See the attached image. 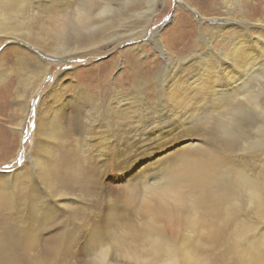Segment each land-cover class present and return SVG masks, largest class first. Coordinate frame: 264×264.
<instances>
[{
    "label": "bare ground",
    "instance_id": "1",
    "mask_svg": "<svg viewBox=\"0 0 264 264\" xmlns=\"http://www.w3.org/2000/svg\"><path fill=\"white\" fill-rule=\"evenodd\" d=\"M179 1L183 3L177 6V16L180 14L186 15V23L180 21L181 24L179 25L180 29L186 26L182 31V33H184L183 36L179 37L181 39L179 41L183 45V47L181 46V48H179V51L188 48L192 44L193 40L192 42L191 39L185 40L188 34H196L197 43H199V45L202 44L203 47L201 45L202 48L193 50L187 56L184 55L171 58L168 55L169 49L167 45L161 38L159 39V32L153 36L152 39L155 41L157 50L163 54L165 60V63L161 65L157 73H155V83L157 86L160 85L161 87L156 88L158 96L153 107L148 104L145 98L139 97L136 114L132 115V112L129 115L130 111L128 108L123 107V102L128 99H125L126 96L123 95L115 97V99H113L115 105L112 106V104H110L106 106L104 111L96 109L90 95L84 96L85 100H83L82 103L72 105L71 101H73L74 97H64V92L67 90L66 86L68 85V83L63 80L64 75H61L55 80L51 91V105L47 106L46 110L42 113L38 112L36 117V130L38 136L35 147L38 148V151L36 153L33 152L34 154L31 156V164L33 167L30 171L31 176L29 182V189L33 198L42 199L45 205H47V201L53 200H56V202L60 204L63 203V205H66L67 202L70 201L69 196L66 197V192L63 191L61 185L63 183L60 182V180L63 181L64 178L60 173V175L58 174L60 168L55 170L53 164L57 161L54 157L60 154L58 147L65 143L63 140L69 134L70 127L67 121L71 119L74 121L73 129L75 131L84 130L86 128L85 134L87 137H90L86 138L82 147L78 149L80 150L78 153L79 155L84 154L83 159L86 157L88 161L87 164L93 166L90 167L91 170L93 168H97L98 170L104 167V162L107 161L112 160L111 162H118L119 159V161L122 162L128 156H134L141 148L148 147L147 143H149L148 141L151 137L159 136L161 138L160 140H164L163 145H161L158 152H156V154L159 153L162 155L157 159L156 163L158 164L159 162V166H161L162 163L171 165L186 162L182 167V171L184 172L182 175L183 179L181 180L180 177L179 180L170 181L169 187L167 186L168 188L165 190L164 194L170 196L174 202L168 204L166 202L158 203L156 201L157 204L150 199L146 200V198V201L143 202V206L149 214H151L153 217L152 219L156 220V223L163 220L166 225H177L182 221V215L179 214L183 208L181 204H186L185 194L187 190L185 192L183 188L186 187L192 191L190 194L193 193V191L200 190L201 184L203 183L204 185V182L207 181H205V175L201 177L203 175L202 173L204 171H206L205 173H211L210 171H213L216 165L219 166L220 164L221 166V162L223 161L220 157L222 154L220 149L213 146L209 148V145H206L204 141L205 139H211V136L207 135V132L202 133V131L195 130L196 125H198L200 121L205 120L204 118H210L212 111H216L218 116H221L223 111L226 112L228 107L234 104L244 91H248L250 106L256 110L255 114L262 118L261 124L259 125L260 128H256L255 130L264 131V101L259 98L261 91L257 94L255 93L256 85L254 86L253 82H257L260 79L264 80V38L256 36L254 33L255 29L264 28V18L260 19V17L257 16L260 15L259 12H250V9L247 10L241 0ZM164 4H168V1L0 0V45L8 39L16 40L13 43V50L2 51L0 59L2 58L3 60L4 57H7L4 59H8L13 56L17 57L20 61V65L16 68L10 66L9 68L3 69L0 65V97L12 89L9 86L12 85L9 78L13 72L19 75L16 76L18 84L15 90L17 92L23 90V93L26 92L28 94L26 102L24 101L21 105L22 116L12 130H14L20 138L23 136L22 129L28 114L30 99L42 86L45 79L49 77L53 66L52 59L68 60L76 56H82L83 52H98L99 46H105V49H111L112 46L114 47L122 40L128 38L137 39L136 36L141 31H145L147 25L151 23L157 12L162 10L161 8ZM223 4L225 7H229L234 11L236 10V5H238L241 8V10H239L241 12V17L235 18V15L234 18L215 16V14L221 11V8L224 6ZM253 6L254 8L260 7L256 2H253ZM183 7L192 10V12L185 13L184 11H180L184 9ZM39 10L41 12H39ZM45 10H47L48 13ZM225 11L227 12V10ZM197 13L200 15H198L199 18L196 17ZM189 16L191 18L195 17L196 19L194 21V30H191V22L188 20ZM206 26L209 27L212 32L211 38L207 35L208 30ZM196 28L197 33L195 31ZM189 36L191 37L194 35ZM172 39H176L175 35ZM212 39L227 42L229 44V49H214L212 46ZM256 39H259L261 44H256ZM136 46L137 49L141 47L140 44ZM128 49L133 50L136 49V47L132 46ZM7 52H12L11 54L9 53L11 56ZM65 71H63V73ZM71 74L72 72L69 71L66 75ZM99 77L106 78V75L100 74ZM165 92L169 94V100L165 97ZM0 103L2 102L0 101ZM116 108L117 110H115ZM115 116L119 117L118 120H120V123L118 125L112 119ZM171 117L174 118L171 119ZM169 118L171 119L170 121H168ZM173 121H177L179 126L175 127L174 124H172ZM206 121L208 122V120ZM166 127L167 130H164ZM181 128L184 129L177 132V129ZM150 131L154 133V136L147 133ZM46 138L54 140L52 141L54 145L53 148L49 146L50 141L48 142L46 140V144L42 143ZM200 138H204V140L200 141ZM167 139L169 140L165 144ZM261 139L264 140V137ZM137 140L140 141V144H137ZM232 145L233 143L228 140L225 147H223L229 150L232 149ZM250 148H255L253 141ZM231 151L234 150L232 149ZM149 156L151 157L152 155L150 154ZM150 157L146 158L144 161L148 160ZM98 161L102 163H98ZM143 162L139 163L137 167ZM69 165L71 166V164ZM159 166H157V168H159ZM88 167L87 169H89ZM63 170L67 176H70L73 170L77 171L80 175L82 173L84 174L79 166L73 167L72 169L70 168V170ZM88 172L92 173L93 170L92 172ZM1 173L2 172H0V174ZM156 173L157 172L153 173L155 174L153 175L154 177L157 175ZM161 173L162 172H160V174ZM3 174L5 175V180H1L0 185L4 183L5 185L0 186V208L5 207L9 203H14L16 185L22 183V178L26 175V171L24 170L20 173L18 179H13L16 175L15 172H5ZM78 177L79 176L73 178L76 182L78 181L80 189L93 195L89 191L94 192V186L96 185H83L80 181L82 178L79 180ZM143 177L142 179H145V177ZM237 177H239L238 182L247 190L246 193L249 195V198L256 200L258 203V213H260V211L264 212V183L262 184L260 180L254 177H247L245 175ZM83 179L87 181L90 180V178L88 180V177H85V175ZM9 180L11 181L10 186L7 187L6 182ZM144 181H146V179ZM144 181L142 184L146 183L147 185L149 182L144 183ZM166 182L168 181L166 180ZM24 183L23 181L22 186ZM146 185H143V187L145 188ZM114 186L116 188L117 183ZM151 187L152 186L149 187V190ZM111 188L114 190V187ZM140 188L137 190L139 191ZM34 191L39 192H35L34 194ZM110 191L112 190L107 189V196L109 197L114 194H109ZM141 191L142 190H140V192ZM140 192H138V194ZM145 192L146 191H144V194ZM198 192L197 196H195L196 193H194V199L198 200V202L205 200L206 210L205 213L200 215V218H195L193 222L195 224H203L207 227L211 239L216 241L219 237L218 234L219 231H221V226L226 225L221 223V225L215 226L213 224L214 222L212 223L211 221V217H215L219 214L221 210L220 202L226 199V193L221 192L217 194L216 199L218 200L220 197L219 202L212 203V201L206 200L203 195L200 194V191ZM192 198L188 203L193 200ZM235 211L236 209H234V207L227 208L229 216L234 215ZM222 213L224 214V212ZM223 218L225 219V217ZM247 226L246 231L248 232L253 226ZM26 231V238L25 236L15 237V234H10L8 232L0 236V258H3L5 255L4 252L2 253L4 246H8L9 249L13 246L15 247V245H19V247L23 245L24 247H28L35 244L36 241H39L40 237L34 221L27 225ZM129 239H132V241L135 240L130 237ZM129 239L126 237L120 239L118 243L114 242L115 246L118 248L127 247L123 252L128 260L135 259L137 261L141 260L145 264L152 262L154 264L157 261L160 262L159 260L161 257L166 256L170 262L174 264L178 259L177 248L174 245H170L169 242L163 244L162 239L152 240L148 251H139L135 245L129 242ZM56 240H58L57 237ZM53 241L55 242L54 239ZM53 241H45L43 248L40 249L42 255L46 254L48 256L51 251L57 249L54 247L56 244ZM109 242L110 241L101 242L100 247L107 246V244L111 243ZM251 244L252 245H248L251 255L244 264H264V234L258 242H252ZM107 254L108 251L99 258L101 264H111L108 262L109 258ZM19 259L16 260L18 261ZM33 264L43 263L37 259Z\"/></svg>",
    "mask_w": 264,
    "mask_h": 264
},
{
    "label": "rangeland",
    "instance_id": "2",
    "mask_svg": "<svg viewBox=\"0 0 264 264\" xmlns=\"http://www.w3.org/2000/svg\"><path fill=\"white\" fill-rule=\"evenodd\" d=\"M167 1L168 4L162 6V10L157 12L151 23L147 25L145 31H141L136 36L137 39L128 38L122 40L114 47L112 46L111 49L99 46L98 52H83L82 56H76L68 60L52 59L53 66L49 77L45 79L42 86L30 99L28 114L22 129L23 136L21 138L12 128L19 122L22 116L21 105L24 101L26 102L28 94L26 92L23 93V90L18 92L15 90L18 84L16 76L19 75L15 72L11 74L9 81L12 85L9 86L12 89L0 97V101L2 102L0 103V172H2L0 174V181L5 180V175L3 174L5 172H15L16 175L13 179H18V175L24 170L26 171V175L22 178L25 182L24 185L22 186L23 181L21 184L18 183L16 185L14 203H9L5 207L0 208V236L8 232L15 234V237L25 236L26 238L27 225L34 221L41 240L39 239L35 244L28 247L15 245L16 249L14 246L10 249L8 246H4L2 253L4 252L5 255L3 258H0V264H33L37 259L42 261L43 264H101L99 258L107 251L108 262L111 264H145L141 260H128L123 252L127 247L118 248L115 246L114 242L118 243L120 239L126 237L128 239L129 237L135 239L134 241L129 239V242L135 245L139 251H148L151 241L155 239H162L163 244L169 242L178 251V259L174 264H244L250 257L251 252L248 249V245H252V242H258L264 234V212L260 211L258 213V203L256 200L249 198V195L246 193L247 190L238 182L239 177L237 176L254 177L260 180L262 184L264 183V140L261 139L264 137V131L255 130L256 128H260L259 125L262 118L255 114L256 110L250 106L248 91H244L240 98L228 107L226 112L223 111L221 116H218L216 111V113L210 111L212 113L210 116L213 118H204L205 120L200 121L196 125L195 130L202 131V133L207 132V135L211 136V139L204 140V138H200V141L204 140L206 145H209V148L212 146L219 148L220 152H222L220 157L223 161L221 162V166L220 164L219 166L216 165V170L210 171L211 173H205L206 171H204L203 175L201 174V177L205 175V181L207 180L204 182V185L203 183L201 184V189L203 186L202 190L198 189L190 194L192 191L186 187L183 188L185 192L187 190L185 194L186 200L184 199L186 204H181L183 208L179 214L182 215V221L177 225H166L163 220L156 223V220L152 219L151 214L143 206V202L149 199L158 203L166 202L169 204L174 202L170 196L164 194L165 190L169 187L170 181L179 180L180 177L181 180L183 179L182 175L184 172L182 171V167L186 162L171 165L162 163L161 166H159V162L158 164L156 163L157 159L162 156L159 153L156 154V152H158V149L164 142V140H160L159 136H156L157 138L151 137L148 141L149 143H147L148 147L141 148L134 156L130 155L122 162L119 159L118 162H111L112 160L104 162V167L98 170L97 168H93L92 172L90 167L93 166L87 164L86 157L83 159L84 154L79 155L78 153L80 152L78 149L82 147L86 138L90 137H87L85 134L86 128L75 131L73 129L74 121L69 119L67 121L70 127L69 134L63 140L65 143L58 147L60 154L54 157L57 161L53 165L55 166V170L60 168L58 174L60 173L64 177L63 181L60 180V182L63 183L61 184L63 191L66 192V197L69 196L70 201L67 199L69 202L63 205V203L60 204L56 200H53L49 201L51 203L47 201V205H45L42 199L33 198L30 193V171L33 167L31 156L38 151V148L35 147L38 136L36 117L38 112L42 113L46 110L47 106L51 105L52 86L58 77L64 75L63 80L68 83L64 97H74L76 102L73 99L71 101L72 105L82 103L85 100L84 96L90 95L96 109L104 111L106 106L110 104L112 106L115 105L113 103L115 97L123 95L126 96L125 99H128L125 100L126 102H123V107L128 108L130 111L129 115L132 112V115H135L139 97L145 98L148 104L153 107L158 96L156 88L161 87L155 83V73L165 63V60L163 54L157 50L155 41L152 39L153 36L159 32V39L161 38L167 45L169 49L168 55L171 58L187 56L193 50L203 47L201 43L202 47L197 43L196 34H188L185 40L191 39V42L193 40L192 44L188 48L179 51V48L183 47L179 41L181 40L179 37L183 36L184 33L182 31L186 27L183 26L180 29L179 25L181 22L186 23V15L180 14L177 16V6L183 2L179 0ZM241 1L247 10L259 12L260 15L257 16L260 19L264 18V0ZM253 2H256L260 7L254 8ZM189 10L188 8H184L180 11H184L185 13L192 12V10ZM239 10L241 8L238 5H236L235 11L224 5L215 16L226 18H234L236 16L235 18H240L241 12ZM45 11L48 13L47 10ZM39 12L41 11L39 10ZM198 15L197 13L196 17L199 18L200 15ZM188 18L189 22H191V30H194V21L196 19L190 16ZM206 29L208 30L207 35L211 38V30L207 26ZM195 31L197 33V28ZM254 33L256 36L264 38V28L255 29ZM174 35L176 39H172ZM189 35L194 36H191V38ZM15 41V39H8L2 43L0 45V54L4 50L12 51ZM259 41V39H256L255 43L261 44ZM137 44L141 45L140 49H137ZM132 46L136 47V49H128ZM212 46L216 50H220L221 48L229 49L227 42L218 39H212ZM7 53L11 54L12 52ZM4 58L3 60L2 58L0 59V65L3 69L10 66L16 68L20 65L17 57ZM63 71L65 72L63 73ZM69 71L72 74L66 75ZM100 74H105L106 78L99 77ZM253 82L254 86L256 85L255 93L257 94L261 91L259 98L264 101V80L260 79L257 82ZM166 92L165 97L169 100V94ZM115 117L112 119L118 125L120 123L119 117ZM173 118L171 117V119ZM171 119L169 118L168 121ZM172 124L175 127L179 126L177 121H173ZM182 129L184 128L177 129V132ZM164 130H167V127ZM147 133L154 136L152 131ZM169 139L166 140L165 144ZM46 140L50 141L49 146L53 148L52 141L54 140L46 138L42 143L46 144ZM228 140L233 143L232 149L234 151H231L232 149H224ZM252 141L255 148L251 149ZM137 144H140L139 140H137ZM150 154L153 157H150ZM148 157L150 158L144 161ZM141 162L143 163L137 167ZM98 163L102 162L98 161ZM76 166H79L82 172H84V174L82 173L83 176L88 177V180L90 178V182L83 179V176L81 177L82 174H78L75 170L71 171L70 176L65 174L63 169L70 170V168L72 169ZM155 172H157V175L154 177L153 175L155 174L153 173ZM160 172L162 173L160 174ZM143 175L146 181L142 179ZM77 176H79V180L82 178L80 181L83 185H96L94 186V192L89 191L93 195L80 189L78 181L76 182L74 179ZM143 181L144 183L149 182L146 185V183L142 184ZM10 182V180L6 182L7 187L10 186ZM116 183L117 187L115 188L114 185ZM3 185L5 183L0 186ZM143 185H146L145 188ZM150 186L152 187L149 190ZM111 187H114L115 191ZM139 188L142 191H146L145 194L144 191L143 193L140 190L138 191L137 189ZM107 189L112 190L109 194L114 193L113 196H107ZM198 191H200V194L206 200L212 201V203L219 202L220 197L217 200V194L221 192L226 193V199L220 202L221 210L219 214L211 217V221L212 223L214 222L215 226H219L221 223L226 225L221 226V231L218 234L220 238L218 237L216 241L211 239L207 227L193 222L195 218H200V215L205 213L206 210L205 200L201 201V203L194 199L198 195ZM35 192L38 193L39 191H34L33 193L35 194ZM138 192L141 194H138ZM194 193H196L195 196ZM191 198L193 199V204L192 201L188 203ZM232 207L236 211L234 215L229 216L227 208ZM247 225L253 226L248 232L246 231ZM56 237L58 240H56ZM46 240L53 241L56 244L54 247L57 248L55 249L56 252L51 251L48 256L46 254L42 255L40 251ZM105 241H110L111 243L109 242L110 244H107L105 247H100V243ZM16 259L19 260L17 261ZM159 261L154 264H172L166 256L161 257ZM149 264H153V262Z\"/></svg>",
    "mask_w": 264,
    "mask_h": 264
}]
</instances>
